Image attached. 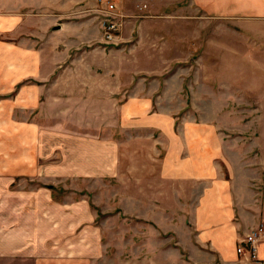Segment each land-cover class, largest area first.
<instances>
[{
    "label": "rangeland",
    "instance_id": "obj_1",
    "mask_svg": "<svg viewBox=\"0 0 264 264\" xmlns=\"http://www.w3.org/2000/svg\"><path fill=\"white\" fill-rule=\"evenodd\" d=\"M159 3L0 0V15L22 20L0 32V241L21 246L14 257L2 252L0 264H34L68 243L89 244L86 254L108 241L116 244L107 255L155 253V168L147 165L158 159L155 142L166 143L161 129L173 118L177 131L202 119L232 128L238 114L250 112L252 104L232 97L220 104L198 95L232 79L231 57L228 71L218 72L215 63L224 40L232 42L231 26L196 15L185 21L182 3ZM104 20L116 24L111 38ZM58 23L66 29L54 30ZM24 36L38 78L26 104L10 84L22 63L10 64L12 43L22 47ZM241 73L247 82L249 74ZM127 191L148 200L122 198ZM135 210L140 217L130 218Z\"/></svg>",
    "mask_w": 264,
    "mask_h": 264
},
{
    "label": "crops",
    "instance_id": "obj_2",
    "mask_svg": "<svg viewBox=\"0 0 264 264\" xmlns=\"http://www.w3.org/2000/svg\"><path fill=\"white\" fill-rule=\"evenodd\" d=\"M165 1L167 4H163ZM165 1L161 0V5L170 8L182 3L183 7L178 9L184 10L185 21L196 15L231 26L227 36L232 42L224 40L227 42L221 47L226 49L217 50L215 63L218 72H223L224 67L228 71L230 61L226 56L231 57L232 79L221 78L216 92L205 88L198 95L206 99L216 97L220 104H229L231 101L225 100L232 97V103L253 107L248 114H238L239 123L232 128L220 129L219 125L202 119L177 131L173 118L169 127L161 129L166 143L160 146L159 140L155 142L158 159L147 165L155 168V253L129 257L120 251L118 255H107V249L116 244L108 241L100 252L86 254L91 248L89 244L87 248H77L68 243L71 248L64 246L58 252L42 253L35 257L34 264H264V237L257 244V260L236 251L251 228L264 224V0ZM19 20L22 21L16 13L0 15V32L17 29ZM66 26L67 23H58L53 28L63 31ZM22 39V47L14 46L17 41L12 43L10 64L15 68L22 63L13 69L21 74L10 84L11 88L21 90L26 104L31 97L27 90L32 89L38 78L37 66L32 68V46L27 37ZM245 55L250 57L249 61L244 60ZM36 63L39 65L41 59ZM241 72L249 74L247 82ZM131 100L130 104L141 109L138 99L131 97ZM152 128L155 131V124ZM143 195L127 191L122 198L145 202L148 197ZM140 214L135 210L128 216ZM124 244L127 248V242ZM18 248L21 246L14 242L0 241V255L4 252L14 257ZM22 254L31 252L25 249Z\"/></svg>",
    "mask_w": 264,
    "mask_h": 264
},
{
    "label": "built area",
    "instance_id": "obj_3",
    "mask_svg": "<svg viewBox=\"0 0 264 264\" xmlns=\"http://www.w3.org/2000/svg\"><path fill=\"white\" fill-rule=\"evenodd\" d=\"M108 9H113L112 5L105 6ZM103 30L106 31L107 38H111L113 32L116 30V24L113 22L103 21ZM264 237V224L260 223L255 227L251 228L245 236L240 240L239 244L237 245L236 251L238 254L246 253L250 260H257V244L260 239Z\"/></svg>",
    "mask_w": 264,
    "mask_h": 264
}]
</instances>
